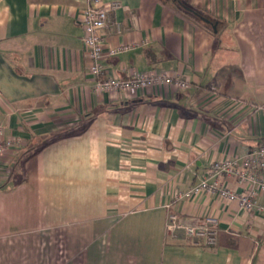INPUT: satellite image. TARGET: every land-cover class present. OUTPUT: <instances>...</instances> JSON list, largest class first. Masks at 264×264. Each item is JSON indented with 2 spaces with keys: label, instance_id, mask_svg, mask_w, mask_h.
<instances>
[{
  "label": "crops",
  "instance_id": "crops-1",
  "mask_svg": "<svg viewBox=\"0 0 264 264\" xmlns=\"http://www.w3.org/2000/svg\"><path fill=\"white\" fill-rule=\"evenodd\" d=\"M101 1L119 3L106 44L127 47L105 75L188 85L96 90L87 0H0V264H253L263 216L176 194L264 143V0H191L210 23L172 0ZM166 204L190 225L216 216V245L167 235Z\"/></svg>",
  "mask_w": 264,
  "mask_h": 264
},
{
  "label": "built area",
  "instance_id": "built-area-1",
  "mask_svg": "<svg viewBox=\"0 0 264 264\" xmlns=\"http://www.w3.org/2000/svg\"><path fill=\"white\" fill-rule=\"evenodd\" d=\"M119 7L117 1L104 3L101 0H87L77 14V21L83 28V46L90 61L88 71L95 79L94 87L99 91L135 92L146 88L167 85L185 88L188 79L179 74L164 72H142L131 70L127 78L120 79L113 75H105L103 61L115 55L126 46L112 47L106 44V35L111 29L120 31L121 26L111 20V13ZM255 111L264 110V105H254ZM1 133V132H0ZM10 141H6L9 145ZM5 145L0 141V155ZM232 176L236 179V187H229L225 179ZM200 194H215L221 199L234 202L244 212H254L264 217V143L247 150L241 160L222 159L211 163L201 180L187 190L179 191L176 199H189ZM167 235L179 236L194 245L214 246L217 243L219 220L216 216L206 215L194 225L187 224L179 214L166 204Z\"/></svg>",
  "mask_w": 264,
  "mask_h": 264
},
{
  "label": "rangeland",
  "instance_id": "rangeland-1",
  "mask_svg": "<svg viewBox=\"0 0 264 264\" xmlns=\"http://www.w3.org/2000/svg\"><path fill=\"white\" fill-rule=\"evenodd\" d=\"M186 6L191 7V8H200L202 9L205 13H211L210 8H206L205 2H195V1H191V0H181ZM263 250H264V245L262 246ZM260 251V249H259ZM253 264H264V257H262L260 255V253L258 254V252L256 253L255 257L253 258Z\"/></svg>",
  "mask_w": 264,
  "mask_h": 264
},
{
  "label": "trees",
  "instance_id": "trees-1",
  "mask_svg": "<svg viewBox=\"0 0 264 264\" xmlns=\"http://www.w3.org/2000/svg\"><path fill=\"white\" fill-rule=\"evenodd\" d=\"M175 2V4L183 11L187 12V13H191L193 15H195V17H197L200 21H205L204 19H208V17L201 15L200 12H198L196 9L191 8L186 6L181 0H172ZM209 21H211L210 19H208ZM204 246V245H203Z\"/></svg>",
  "mask_w": 264,
  "mask_h": 264
},
{
  "label": "water",
  "instance_id": "water-1",
  "mask_svg": "<svg viewBox=\"0 0 264 264\" xmlns=\"http://www.w3.org/2000/svg\"><path fill=\"white\" fill-rule=\"evenodd\" d=\"M204 20L210 23V21L208 19H204ZM212 27H213L214 31H216V29H215V23L212 24Z\"/></svg>",
  "mask_w": 264,
  "mask_h": 264
}]
</instances>
